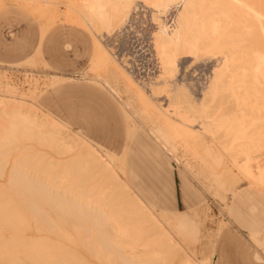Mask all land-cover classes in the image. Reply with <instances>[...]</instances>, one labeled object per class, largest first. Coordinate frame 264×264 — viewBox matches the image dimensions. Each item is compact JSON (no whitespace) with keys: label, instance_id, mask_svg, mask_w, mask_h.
Here are the masks:
<instances>
[{"label":"bare ground","instance_id":"1","mask_svg":"<svg viewBox=\"0 0 264 264\" xmlns=\"http://www.w3.org/2000/svg\"><path fill=\"white\" fill-rule=\"evenodd\" d=\"M37 1L45 4L44 9L55 11L50 5L54 0ZM62 2L68 7L70 14L78 22L86 25L95 36L96 51L91 65L95 66L96 70L107 68L108 64L113 63L115 66L120 65L133 77L114 50L106 44L111 45L108 43L109 40L118 37L128 24L132 26L130 21L140 14L147 15L151 22L157 24L152 33V41L159 59L160 73L155 80L147 84L135 78L142 91L140 98L143 102L137 110L154 122L152 134L176 160L179 159L175 154L177 148L172 143L175 138H182L184 143L191 139L199 144L210 157L212 165L209 172L197 169L196 174L204 177L208 188L213 189L215 196L222 201H226L228 195H233L240 188L244 177L250 184L264 185V164L253 168L255 163H252L256 155L258 156L259 152H256L264 148V131H260L262 133L258 135L259 139H256V142L255 136L254 139L252 137L254 141L249 137L250 126L254 124L256 127L258 124L256 125L254 120L261 118L257 115L252 116V122L248 123L249 119L246 118L248 115L244 113L246 108L254 106L252 104L254 101H258L256 105L264 108V0H62ZM172 9L176 10V19L173 26H168L164 18ZM47 19L48 17L45 20ZM181 58H188L189 63L190 59L193 63L201 58L213 59L214 63L207 80L195 84L192 81L178 79ZM98 76L113 92H121L118 76L114 72ZM53 80L54 78L49 76L50 83ZM0 87L8 92L6 94H11L12 99L14 95L16 97L15 106L11 107L7 106L9 100L6 101L2 96L0 98V153L9 154V146L11 147L13 141L15 148L23 151L13 161L7 181L19 195L13 193V196H18L15 198L16 206L13 205L15 212L10 211L15 219L8 218L11 213L3 216L5 223L9 221L8 219L13 220L11 227L14 226L15 229H11L15 230L12 231L15 235L12 233L10 236H14L12 240L15 241V250L12 249L14 246L11 248V255H15L13 260L15 264L72 263L71 257H75L72 256L75 249L72 250L69 246L62 247L65 245L62 241L61 243L57 241L61 247L58 245L56 247L53 245L54 239L51 238L56 249L72 250L68 251L70 255L72 254L71 257L67 253L66 256L69 258H66L65 251L61 253L63 256L58 258L61 251L53 249L54 247L47 242L48 240L50 242L49 237H45L52 235L63 236L66 240H72V243L73 240H80L81 244H86V248H89L88 251H92L94 257L95 255L101 257V260L103 258L108 264H213L212 253H202L200 257L195 250L190 251L191 253H180V248L173 238L160 227L159 221L157 222L149 211L151 208L146 210L148 205L145 206L129 185L125 168L119 166L123 162L122 156H115L90 142L49 112L42 109L38 111L37 107L32 109L35 103L29 105L30 108H25L23 101L19 100L23 99L25 93L20 92L15 84L1 79ZM36 87L28 92L27 96H30ZM163 92L167 96L166 103L159 99ZM223 95L227 96L225 101L229 100L232 104L226 105L227 108L225 106L220 108L225 110L214 115L216 113L212 112L215 110L213 104L216 105L217 97L220 99ZM221 99L224 100L222 97ZM213 100L214 109L210 111ZM131 108L132 103L129 102L128 116L134 117ZM154 108L160 110V115L156 114ZM242 110L244 114L240 113ZM221 131L224 137H232L229 144L225 143L227 146L230 144L234 148L239 146L236 153L231 154V163H226L219 149L204 138L206 135L217 138ZM26 142L47 146L59 155L72 152L76 148L78 152L66 158L67 160L63 159L66 162L60 164V159L55 160L53 155L50 156L49 153L43 152L44 150L28 152L33 146L25 145ZM222 147L227 149L226 146ZM3 160L5 161L0 166L1 171L7 164L6 155L0 159ZM185 165L189 169L193 168V163L187 159ZM119 172H124L123 176ZM13 203L14 201L11 204ZM140 210L144 217L139 215ZM136 216L142 218V221L134 218ZM151 219L152 222L149 223ZM154 220L158 225L157 230H154L157 225L153 227L152 224L155 223ZM168 220L166 218L169 223ZM11 223L5 225L10 227ZM32 223L34 230L41 235H27V231L32 229ZM75 244L77 245V242ZM7 245H4L7 251L5 258L10 255ZM53 250L57 251L58 257L54 256ZM75 255L77 257L74 259L75 263H87L81 254H77V250Z\"/></svg>","mask_w":264,"mask_h":264},{"label":"rangeland","instance_id":"2","mask_svg":"<svg viewBox=\"0 0 264 264\" xmlns=\"http://www.w3.org/2000/svg\"><path fill=\"white\" fill-rule=\"evenodd\" d=\"M52 2L50 5L55 8V11L51 12L44 9L45 6L43 5L45 4L43 2L37 0H0V81L4 79L10 84H15L20 92L25 93V98H19L25 104V108H30L35 103V105H32V109L37 107L38 111L42 109L50 112L71 130L82 133L108 151L122 155L123 162L119 163V166L125 168L127 176L129 173L136 189L144 200L145 206L148 205L146 210L151 208L149 211L155 216L157 222L159 221L160 227L173 238L180 248L181 254L191 253L190 251L193 250L196 251L199 257L202 253H213L215 264H264V185L250 184L249 180L244 177L235 196L228 195L226 201H222L217 195L215 196L213 189H209L206 185L204 177L196 174L197 169L201 172H209L212 165L210 157L204 153L202 147L191 139L184 143L182 138H175L172 143L177 148L175 154L179 159L176 160L173 156L172 158L164 150L155 135L152 134L151 129L155 126L154 122L137 110L143 102L140 98L142 91L134 75L131 77L127 71H124V68L120 65L115 66L113 63L108 64L107 68L96 70L95 66L91 65L95 55V36L86 25L79 23L70 14L68 7L62 0ZM43 16L45 17L43 18ZM47 17L49 21L48 19L45 20ZM141 18L146 17L142 14ZM106 45L113 50L110 44ZM204 58L195 60L194 63L191 59L189 63L188 58H181L179 70L184 64L187 67L189 66L188 81L194 83L192 79L194 69L198 71L200 67L205 66L211 68L214 60H205ZM113 72L118 76L121 88L120 93L114 92L116 96L99 84L103 83L98 76L99 74ZM49 74L69 75L74 76V79L50 84ZM4 76L7 77L4 78ZM103 84L110 88L107 84ZM34 87H36V90L32 94L29 93L30 96H27L28 92ZM6 93L8 92L0 87V98L2 96L6 98V101L9 100L7 106H15V95L13 100L11 94ZM223 96L221 97L224 100L221 97L220 99L217 97L219 100L215 98L218 101L216 105L213 104L214 100L211 102L209 109L212 111L215 107V110L212 111L216 113L214 115L225 110L220 108L232 104L229 100L225 101L227 96ZM159 99L166 103V94L161 93ZM129 102L132 103L131 111L134 113V117L128 116ZM257 102H252L254 106L246 108L248 111L251 110L250 112L244 109L247 111L244 113H247L249 117H246L249 119L248 123L252 122V118L256 115L261 118V120L254 118L256 125L258 124L260 127L258 125L255 127L253 124L254 126L252 125L249 128V137L254 139L255 136V142L259 139L258 135L262 133L260 131H264L262 125L264 124V108L256 105ZM212 104L214 107H212ZM253 107L254 109H251ZM154 111L157 115H160L159 109L154 108ZM240 113L244 114L243 110ZM258 127L259 130L257 131ZM219 134L221 135H218L217 138H215V135V137L206 135L204 138L213 147L219 149L226 163H231V154L234 155L236 148L239 146H236V144L235 148L231 144L227 146L225 143L229 144L232 137H224L222 131ZM13 143L15 142L13 141ZM13 143L11 147L9 146L11 151L7 148L9 154L8 152L6 154L1 152L3 156H7V164L2 168V171L0 170L2 172V174L0 173V217L2 216L0 220L4 218V214L9 215L10 213L11 215L8 218H14V215L12 216L13 205L17 203L15 198L19 196L14 187H11L7 182L13 161L23 153L22 150L16 149V145H13ZM24 144L33 146V149L28 150V152L44 150L43 152L49 153L50 156L53 155V158H56L55 160L60 159V164H63V159L70 158L78 152L76 148L69 152L70 154L59 155L56 151V154L51 151V148L39 146L36 142H26ZM24 144L22 145L24 146ZM222 146H226L227 149ZM20 147L22 148L21 144ZM256 153H258V156ZM256 153V157L252 161V163H255L253 168L257 167L256 165L264 164V148ZM3 156L1 154L0 159ZM186 159L193 163L191 170L185 165ZM4 161H0V166ZM123 173L119 172L120 175L122 174L121 176H123ZM130 176H128L129 180ZM13 193L15 195L17 193L18 196H13ZM12 199L13 204H11ZM2 204H5V206ZM3 206L5 210L2 208ZM11 210L12 212H10ZM139 212L140 216L143 215L141 210ZM177 217L179 219L183 218L180 219V223ZM12 218L8 219L9 221L5 218L6 223L4 219L0 222V227H2L0 228V240L2 239L0 241V244H2V248L0 247V264H15V261H13L15 255H11L12 249L15 250L14 236L11 237L15 235V232H12L15 230L11 229L14 228V226L11 227ZM134 218L142 221L139 216ZM166 218L167 220L169 218V223ZM187 218H189L188 221ZM152 219L148 222H152ZM156 220H154L156 224L152 223L153 227L157 225ZM2 222L4 225H2ZM9 222L11 225L7 227L6 225ZM188 223H191V225ZM149 227L147 225L148 229H153V227ZM157 227L158 225L154 227V230H157ZM43 234L49 235L48 233ZM7 235L9 236L7 237ZM27 235L39 236L41 234L34 230L32 223V229L27 231ZM45 237H49L50 242L49 240L47 242L51 246H59L60 248L61 244H57V241L59 243L62 241L65 243L62 247H72V250L75 249V254L77 250V254H81L86 259V264H108L103 258L102 261L101 257L98 258L96 255L94 257L92 251L89 250L90 253L89 248H86V244H81L78 239L73 240V245L72 240H66L63 236H58L62 237L63 240L54 235ZM51 238L54 239V244L51 242ZM76 242L78 246L75 244ZM5 244H8L7 248L10 249V255L7 258L4 256L7 252L4 249ZM13 246L14 248H12ZM56 247L53 249H59H56ZM61 249L59 250L61 251ZM65 251L67 249L61 251L60 255L58 254L60 257L56 255L57 251L54 252L53 250V254L61 258L63 256L61 253ZM68 251L64 253V256L69 258L73 254L72 256L75 257H71L73 260L70 258L72 263H69L73 264L74 259L77 257L74 253L70 255ZM67 253H69V257L66 256Z\"/></svg>","mask_w":264,"mask_h":264},{"label":"built area","instance_id":"3","mask_svg":"<svg viewBox=\"0 0 264 264\" xmlns=\"http://www.w3.org/2000/svg\"><path fill=\"white\" fill-rule=\"evenodd\" d=\"M140 14L136 19H132L118 35L109 40L117 57L126 65L127 69L141 83L147 84L155 80L160 73V63L157 52L152 41V33L157 28V24L151 22L150 18H141ZM168 26H173L176 19V10L172 9L165 16ZM211 69V68H210ZM208 66L193 70L192 79L195 84L204 83L210 75ZM178 79L188 81V67L183 66L178 73Z\"/></svg>","mask_w":264,"mask_h":264},{"label":"crops","instance_id":"4","mask_svg":"<svg viewBox=\"0 0 264 264\" xmlns=\"http://www.w3.org/2000/svg\"><path fill=\"white\" fill-rule=\"evenodd\" d=\"M80 23V22H79ZM95 40V39H94ZM95 42V41H94ZM95 51H96V42H95ZM82 73V72H81ZM50 77L54 78V80L50 83V84H55V83H58V82H61V81H69V80H72L74 79V76H69V75H59V74H49ZM90 80V79H89ZM94 81V80H93ZM96 82V81H95ZM98 83V82H97ZM101 85H103L104 87H106L113 95L116 96V94L110 89L108 88L107 86H105L104 84L102 83H99ZM119 99V98H118ZM120 101V100H119ZM121 102V101H120ZM122 104V103H121ZM123 106V105H122ZM124 107V106H123ZM126 111V110H125ZM50 113V112H49ZM51 114V113H50ZM52 115V114H51ZM55 117V116H54ZM57 118V117H56ZM58 120H60L59 118H57ZM61 121V120H60ZM62 122V121H61ZM77 132V131H76ZM80 133V132H78ZM82 136H84L86 139H88L90 142L100 146L101 148H103L99 143H96V142H93L92 140H90L89 138H87L85 135H83L82 133H80ZM163 147V146H162ZM164 148V147H163ZM104 149V148H103ZM106 150L107 152L115 155V156H122V155H117L111 151H108L107 149H104ZM164 150L169 154L171 155L165 148ZM172 157V155H171ZM173 158V157H172ZM128 176L129 173H128ZM128 176H127V171H126V178H127V181L129 183V185L131 186L132 190L134 191V193L144 202L143 198L141 197V195L139 194L138 190L136 189L135 187V184L133 182V180L131 179V176H130V180L128 179ZM239 191V189H237V191L232 195V196H235L237 194V192ZM258 257H259V254L257 253ZM212 263L215 264L214 262V257H213V253H212Z\"/></svg>","mask_w":264,"mask_h":264}]
</instances>
